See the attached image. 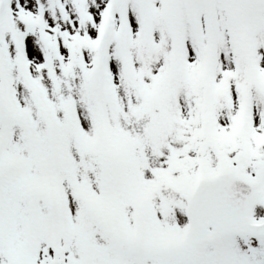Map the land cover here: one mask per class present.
<instances>
[{
    "label": "snow or ice",
    "instance_id": "1",
    "mask_svg": "<svg viewBox=\"0 0 264 264\" xmlns=\"http://www.w3.org/2000/svg\"><path fill=\"white\" fill-rule=\"evenodd\" d=\"M0 264H264V0H0Z\"/></svg>",
    "mask_w": 264,
    "mask_h": 264
}]
</instances>
